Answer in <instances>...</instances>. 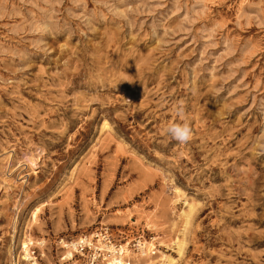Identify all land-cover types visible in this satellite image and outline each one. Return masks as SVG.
Masks as SVG:
<instances>
[{"label": "rangeland", "instance_id": "rangeland-1", "mask_svg": "<svg viewBox=\"0 0 264 264\" xmlns=\"http://www.w3.org/2000/svg\"><path fill=\"white\" fill-rule=\"evenodd\" d=\"M101 227L264 264V0H0V264Z\"/></svg>", "mask_w": 264, "mask_h": 264}, {"label": "built area", "instance_id": "built-area-1", "mask_svg": "<svg viewBox=\"0 0 264 264\" xmlns=\"http://www.w3.org/2000/svg\"><path fill=\"white\" fill-rule=\"evenodd\" d=\"M67 245H63V249L69 250L71 257L62 256V264H132L131 251L139 253L142 243L140 238L131 244L115 240L108 228L101 227L71 240Z\"/></svg>", "mask_w": 264, "mask_h": 264}, {"label": "clouds", "instance_id": "clouds-1", "mask_svg": "<svg viewBox=\"0 0 264 264\" xmlns=\"http://www.w3.org/2000/svg\"><path fill=\"white\" fill-rule=\"evenodd\" d=\"M183 107L177 108L178 116L183 115ZM166 134L178 143L185 144L192 139L193 129L189 122L184 120L180 123H170L166 128Z\"/></svg>", "mask_w": 264, "mask_h": 264}, {"label": "bare ground", "instance_id": "bare-ground-1", "mask_svg": "<svg viewBox=\"0 0 264 264\" xmlns=\"http://www.w3.org/2000/svg\"><path fill=\"white\" fill-rule=\"evenodd\" d=\"M25 162H26L27 164L34 165V161L31 160L29 157L25 158ZM173 193H174V192H173ZM25 240H26V239H25ZM29 243H30V242L27 240V241H24V242L22 243V245H21V249H22V251H23V253H24V260H26V261H31V259H30V255H29ZM39 245H42V242L39 243ZM64 246H68V245L65 244ZM145 247H147L146 244H142V245H141V250H140V252H139L141 257L134 259L135 261H133L132 264H134V263H135V264H146V259H148V258L150 257V255H151V253H152V250H154L155 247H154L153 245H150L149 247H147L146 250H145ZM125 251H126V248H125ZM65 254H66V255H65L66 258L71 257V254H70V251H69V250H67ZM126 254H127L128 257H130L128 251H126ZM146 256H148V257L146 258ZM133 257H134V256H133ZM133 257H132V258H133ZM150 258H151V257H150ZM32 264H36V263H35V262H32ZM165 264H169V262L167 263V261H166Z\"/></svg>", "mask_w": 264, "mask_h": 264}]
</instances>
